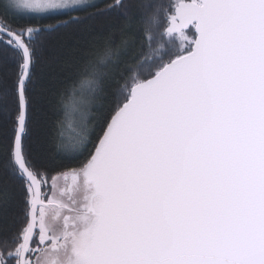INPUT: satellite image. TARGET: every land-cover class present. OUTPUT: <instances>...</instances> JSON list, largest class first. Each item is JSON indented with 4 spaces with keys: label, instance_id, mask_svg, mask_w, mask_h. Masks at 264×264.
<instances>
[{
    "label": "snow or ice",
    "instance_id": "snow-or-ice-1",
    "mask_svg": "<svg viewBox=\"0 0 264 264\" xmlns=\"http://www.w3.org/2000/svg\"><path fill=\"white\" fill-rule=\"evenodd\" d=\"M0 264H264V0H0Z\"/></svg>",
    "mask_w": 264,
    "mask_h": 264
}]
</instances>
